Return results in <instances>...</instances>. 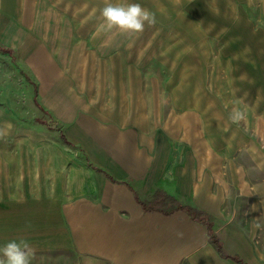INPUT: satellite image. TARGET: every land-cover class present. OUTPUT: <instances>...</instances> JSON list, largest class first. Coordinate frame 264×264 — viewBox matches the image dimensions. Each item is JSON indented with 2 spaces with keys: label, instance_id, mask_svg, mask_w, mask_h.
<instances>
[{
  "label": "rangeland",
  "instance_id": "obj_1",
  "mask_svg": "<svg viewBox=\"0 0 264 264\" xmlns=\"http://www.w3.org/2000/svg\"><path fill=\"white\" fill-rule=\"evenodd\" d=\"M9 1L0 9V130L6 123L11 129L0 150L4 138L38 136L69 156L82 178L91 166L87 204L106 190L127 198V189L100 171L105 166L156 209H197V218L182 210L188 256L178 264H264V0H119L156 14L157 23L140 34L101 31L103 0H23L22 22L36 36L25 59L19 49L2 50L20 24L11 11L19 0ZM78 43L87 51L70 60ZM139 107L154 110L142 116ZM233 108L245 119L230 120ZM138 119L160 129L156 138L166 126L177 160L150 163L163 158L152 155L141 162L146 169L134 171L116 162L121 146L100 138L115 136L111 125ZM35 123L43 128L35 131ZM161 140L145 147L149 154H163ZM157 192L175 201L162 203ZM201 249L200 262L192 251Z\"/></svg>",
  "mask_w": 264,
  "mask_h": 264
},
{
  "label": "crops",
  "instance_id": "obj_2",
  "mask_svg": "<svg viewBox=\"0 0 264 264\" xmlns=\"http://www.w3.org/2000/svg\"><path fill=\"white\" fill-rule=\"evenodd\" d=\"M9 2L0 0V9ZM16 3L19 6H14L11 11L20 21L19 30L12 32L13 37L2 46V50L12 55L19 49L20 58L25 59L28 56L27 45L29 41H36V36L27 32L28 26L22 22L27 18L23 0ZM15 33L21 35L20 43ZM23 35L27 37L23 38ZM32 50L38 54L34 44ZM71 50L70 60L77 59L76 52L87 51L83 43L74 45ZM153 110L139 107L138 114L143 116L150 111L153 113ZM33 125L38 131L44 124ZM47 125L51 126L49 122ZM111 126V132H117L115 136L108 133L100 140H115L116 146L123 149L116 162L125 166L131 164L133 171L136 167L146 169L147 166L142 164L152 155H163V158L149 160L150 163L164 162L166 165L171 164L173 158L178 159L177 155L169 154L171 144L167 141L169 130L165 125L162 135H157L158 139L165 140H161L160 146L163 154L156 153L155 149L154 154H149L145 148L158 146L155 141L159 128L147 130L139 119L131 123L121 121L118 127ZM22 135L25 134H20L13 141L4 138V151L0 150V246L14 239L26 240L35 250L32 264H178L188 256L183 245L188 242L187 216L182 219V210L188 212L187 207L176 206L171 213L164 207H147L151 203L145 202L133 185L117 181L119 176L109 172L105 166H100V171L113 184L124 186L128 191L125 193L127 198L124 202L123 197L106 190L100 202L87 204L90 200L85 199L83 187L85 179L91 177L92 167H87L89 176L84 173L82 178V173L77 174L75 162L69 160V156H61L52 145L45 146L43 138ZM103 144L108 146L105 142ZM234 160L231 155V173L235 169L232 167ZM119 172L117 168L116 174ZM77 184L80 188L78 193ZM167 195L171 196V193ZM176 213L179 219L171 218ZM192 252L194 258L200 262L203 260L202 249L199 254L198 251Z\"/></svg>",
  "mask_w": 264,
  "mask_h": 264
},
{
  "label": "clouds",
  "instance_id": "obj_3",
  "mask_svg": "<svg viewBox=\"0 0 264 264\" xmlns=\"http://www.w3.org/2000/svg\"><path fill=\"white\" fill-rule=\"evenodd\" d=\"M104 6L100 10L102 21L99 29L104 32L114 30L121 34H140L146 26H154L157 23L156 14L143 7L140 3L113 2V0H103ZM229 119L239 122L245 119L242 110L233 108ZM5 129L10 130L11 125L5 124ZM6 132L0 130V137ZM35 250L26 240H11L0 246V264H32Z\"/></svg>",
  "mask_w": 264,
  "mask_h": 264
},
{
  "label": "trees",
  "instance_id": "obj_4",
  "mask_svg": "<svg viewBox=\"0 0 264 264\" xmlns=\"http://www.w3.org/2000/svg\"><path fill=\"white\" fill-rule=\"evenodd\" d=\"M156 198L159 199L162 203L163 202H166V201H174V199L165 197V196H163L162 194H160L158 192L156 193ZM154 205L155 204L151 203V204H148L147 207L152 208ZM188 210H189V212L191 214H193V216H195L197 218V215H198L197 209H195V208H188ZM206 223L208 224L207 226L209 228V231H211V224L208 223L207 220H206ZM211 236H214L213 232H211Z\"/></svg>",
  "mask_w": 264,
  "mask_h": 264
}]
</instances>
